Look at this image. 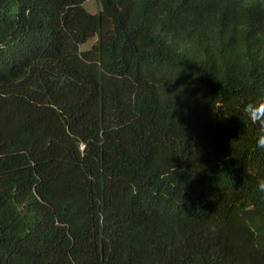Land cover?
<instances>
[{"label": "trees", "instance_id": "16d2710c", "mask_svg": "<svg viewBox=\"0 0 264 264\" xmlns=\"http://www.w3.org/2000/svg\"><path fill=\"white\" fill-rule=\"evenodd\" d=\"M87 1L0 0V264H264V0Z\"/></svg>", "mask_w": 264, "mask_h": 264}, {"label": "clouds", "instance_id": "9594fccd", "mask_svg": "<svg viewBox=\"0 0 264 264\" xmlns=\"http://www.w3.org/2000/svg\"><path fill=\"white\" fill-rule=\"evenodd\" d=\"M245 110L248 112L250 119H264V99L257 102L256 104L246 106ZM257 146L261 149H264V136L258 138ZM254 191L259 198L264 199V178H261L257 181ZM206 230L209 232H214L216 230V225L209 223L206 225Z\"/></svg>", "mask_w": 264, "mask_h": 264}, {"label": "rangeland", "instance_id": "374dc122", "mask_svg": "<svg viewBox=\"0 0 264 264\" xmlns=\"http://www.w3.org/2000/svg\"><path fill=\"white\" fill-rule=\"evenodd\" d=\"M84 8L91 14H95L99 10V4L97 0H89L84 4ZM94 43V40L89 41L85 45L81 46V50H87Z\"/></svg>", "mask_w": 264, "mask_h": 264}]
</instances>
